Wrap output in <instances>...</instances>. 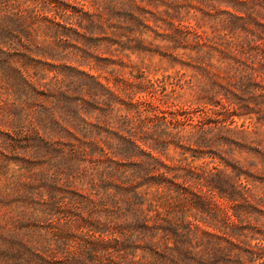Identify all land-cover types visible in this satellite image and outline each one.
<instances>
[{
	"label": "rangeland",
	"instance_id": "rangeland-1",
	"mask_svg": "<svg viewBox=\"0 0 264 264\" xmlns=\"http://www.w3.org/2000/svg\"><path fill=\"white\" fill-rule=\"evenodd\" d=\"M230 13L242 16L231 21L235 35L248 38L251 28L264 41V0H0V187L12 192L0 198L8 213L1 221L12 229L11 241H0V264H111L92 262L89 250L78 256L75 238L55 234L60 221L120 238L121 249H110L119 264H175L171 255H184L180 264H264V101L251 98L252 88L237 90L238 101H219L223 92L177 56L197 53L193 36L174 34V26L198 19L199 33L222 36ZM224 37L213 44L222 46ZM210 56L219 57L215 50ZM122 101L136 103L132 113ZM227 103L233 112L223 109ZM137 118L141 127L128 121ZM64 128L85 139L111 141L135 129L158 140L151 154L179 164L169 184L143 171L151 161L142 142L146 154L135 149L133 158L124 143L104 147L117 158L113 165L125 164L115 183L134 173L144 183L134 192L169 191L172 204L159 211L182 236L169 226L131 228L128 212L93 213L97 227L64 216L67 207L91 214L90 174L80 170L86 160ZM108 184L101 186L111 191Z\"/></svg>",
	"mask_w": 264,
	"mask_h": 264
},
{
	"label": "trees",
	"instance_id": "trees-1",
	"mask_svg": "<svg viewBox=\"0 0 264 264\" xmlns=\"http://www.w3.org/2000/svg\"><path fill=\"white\" fill-rule=\"evenodd\" d=\"M229 16L230 19L226 21L224 20L222 22V36H225L223 38L224 41L222 42V46L221 44H213L215 43V38H217L218 36L222 37L216 33L220 32V30L214 29V36H209L204 31L199 33L198 31L201 27V24H199L198 19L192 21L191 24L178 27L174 26V34H178L180 36L192 35V46L196 47V49L198 50L195 55L179 54L177 56H179L182 63L194 67L201 74L202 80H207V82L211 83L213 87H216L218 90H221L223 92V97H218L219 101H238L239 99H242V97H238L237 90H243L245 88L253 89V91L251 92V98L256 99L257 101H264V41L259 38V34H257L256 30L251 28L247 29L249 35L248 38H240L239 36L235 35L234 28L231 27V21H233V17L240 19L242 18V16H236L232 13H230ZM251 19L257 24V21L254 17H252ZM212 50L218 52L219 57L216 62L210 61V52ZM121 103L127 106V108L125 109H127V111L130 113H132V110L134 108L133 106L136 104L131 101H122ZM148 106L150 110H157L152 105ZM229 106V103L222 106L227 113L229 112V109L232 111L233 108L232 106ZM128 121H130V123L137 122V127H141L138 122L143 123L145 120L137 118V120ZM64 130L68 131V129L66 128H64ZM68 134L70 136V138H68L70 141H68L67 143H71L72 138L78 141V146H76L75 143H72L71 146L72 148L76 147L78 153L84 156L82 157V160H86V162L80 166V170L82 175H86L87 173L90 174V180L88 182L87 188L90 193H88L87 196L91 204V208L89 207V213L91 214H81L83 213L82 211L84 209H82L79 213H74L71 208L67 207L61 210L64 216L71 217V215L77 214L79 216L77 224H79L80 226L88 225L97 227L99 219L96 216H91L93 215V213H106L108 215H114L118 212H128L129 214H131V217L134 221L132 226L129 227H140V230L143 233L145 231H148L147 233L158 231L166 232L168 230V227L166 226L173 227L165 221L164 215L159 211L160 204H172L173 200H171L172 197L170 196L169 191H164L158 194L156 192L150 191L146 193V196H143L142 192H134L135 188L140 187L144 184L142 181L139 184L136 182L137 177H134V173H127L126 180L115 183L113 178L114 173L116 176L118 173L123 174L125 172V164H123L122 161H119L121 165H113L117 158H114V155L111 156V150L108 154V152L105 151L104 147L105 145H116V142L118 144L124 143L127 146L126 152H131L128 157L133 158L135 149H140V151H142L141 149L143 148L140 147V145L137 143L142 142V144L146 148L150 149V152L147 151V154L144 151L142 152L146 154L148 160L151 161L148 162L146 166L142 167L143 171L146 170L148 174L151 173L150 178L153 180L152 182H155L156 184H169L173 182V178L168 177V175L171 174L170 170L178 167L179 164L176 163L174 164L175 166L173 164L167 165V163L158 160L151 154L153 150H156L154 144H159L158 140L153 139V142L151 141L153 137H150L151 139H146V136L141 137L140 135L136 134L135 129H133V131L130 132L129 135L117 134L116 138L118 139L111 138V141H102L100 140L101 138L85 139V137L77 136L72 132H69ZM59 142L62 141L58 140L57 143ZM101 142H103L104 145H102ZM162 142L165 146L164 148L167 149V146H169L170 142ZM44 143L47 145L52 144L51 142H49V140H47V143L45 140ZM131 147H133L134 149L128 151ZM122 157L124 156L122 155ZM103 164H105L104 167L101 166ZM111 166H114L115 168H112ZM137 166H139V164H137ZM162 168H165L164 171L162 170ZM97 169H101L102 171L99 180H95L94 178H92V173ZM27 179L29 180L27 185H30L33 182V176L29 175L27 176ZM105 182H108V185L112 186L111 191H107L109 188L108 186H101ZM11 194L12 192L5 193V190H2V188L0 187V198L8 199ZM100 204H103V207H100ZM6 215H8V213L0 209V241H11V238H9L10 236L7 237L6 235H10L12 229H10L9 223L1 221V218ZM125 216L127 217V215ZM164 222H166L168 225H164ZM104 223L107 224L113 230V232H117L116 226L109 225V223L107 222ZM53 228L56 235H60L65 238L73 237L77 240L79 244L77 249L78 256H83V252L89 250L91 251V258L92 262L94 263H103V259H107L111 264H119L120 256H112L110 249H121L120 247L124 244L122 243L123 241L120 238L114 236L104 237L101 235L95 236L85 234L81 230H78L76 227L74 228L67 221H65V223H62L60 221L56 225H54ZM173 228L174 230L172 232H176L177 236H182L177 230L178 227L174 226ZM6 230L7 232L4 234ZM179 244L180 243L178 242V244L174 245L179 249ZM167 247L169 246H165V249H167ZM150 248L155 249V246L151 245ZM54 249L57 251L58 247H55ZM3 250L4 249H2L0 246V252H3ZM156 254L158 256H162V253H159L157 251ZM181 256L184 255H178V258L180 260ZM178 258H175L171 255V262L180 264L177 261ZM184 260L187 262L186 259ZM3 264H11V262L7 261Z\"/></svg>",
	"mask_w": 264,
	"mask_h": 264
}]
</instances>
